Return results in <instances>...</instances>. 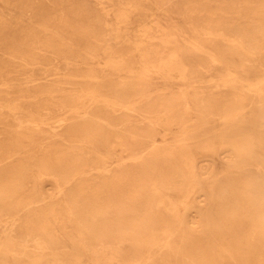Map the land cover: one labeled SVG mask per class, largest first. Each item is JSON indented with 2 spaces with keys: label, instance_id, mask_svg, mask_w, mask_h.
<instances>
[{
  "label": "bare ground",
  "instance_id": "bare-ground-1",
  "mask_svg": "<svg viewBox=\"0 0 264 264\" xmlns=\"http://www.w3.org/2000/svg\"><path fill=\"white\" fill-rule=\"evenodd\" d=\"M263 106L264 0H0V264H264Z\"/></svg>",
  "mask_w": 264,
  "mask_h": 264
},
{
  "label": "rangeland",
  "instance_id": "rangeland-1",
  "mask_svg": "<svg viewBox=\"0 0 264 264\" xmlns=\"http://www.w3.org/2000/svg\"><path fill=\"white\" fill-rule=\"evenodd\" d=\"M90 3H94L95 0H87ZM216 70L214 68H212V70L210 71L209 75L211 76H215L216 74ZM157 86H163V83L160 79H154L153 80ZM171 105L170 102L167 103L166 107L169 108V106ZM167 112V111H166ZM6 113V110L3 108H0V114H4ZM177 115H179L180 117L182 116L181 111L176 112ZM171 115H173V112H170V114L168 116L162 117L161 119H163L165 122L168 120V117H170ZM26 117V116H25ZM252 117L254 119V121L260 123L264 121V106L257 108L256 110L252 111ZM15 120L17 119H23V116L20 114L15 115ZM165 140L166 143H171V141H173V135H166L164 132V128L157 126L155 123L152 126V133L146 138V147L150 146L153 142H156L157 144L161 145V142ZM113 159H106L104 160V162L106 164H108L110 167H114V162L117 161V159L119 158V156L113 155L112 156ZM75 253L78 257H80L84 262L87 261V258L85 257V255L76 247L75 249Z\"/></svg>",
  "mask_w": 264,
  "mask_h": 264
}]
</instances>
